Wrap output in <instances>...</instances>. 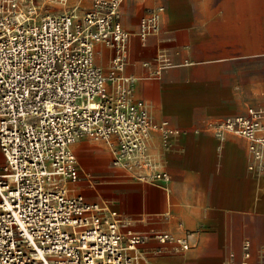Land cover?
Wrapping results in <instances>:
<instances>
[{"label":"built area","instance_id":"built-area-1","mask_svg":"<svg viewBox=\"0 0 264 264\" xmlns=\"http://www.w3.org/2000/svg\"><path fill=\"white\" fill-rule=\"evenodd\" d=\"M81 1L0 0V264H153L143 250L151 239L162 245L157 254L195 247L192 233H132L109 205L90 203L71 187L83 178L73 148L81 140L104 142L113 166L132 179L169 183L154 137L166 153L189 133L155 121L136 97L124 0H92L89 9ZM165 11L163 4L147 10L141 40L160 33ZM99 45L113 51L107 70L96 63ZM157 60L158 75L169 63ZM263 116L249 107L247 116L206 125L220 141L247 138L250 169L260 175ZM251 247L244 240L241 264H249Z\"/></svg>","mask_w":264,"mask_h":264},{"label":"crops","instance_id":"crops-1","mask_svg":"<svg viewBox=\"0 0 264 264\" xmlns=\"http://www.w3.org/2000/svg\"><path fill=\"white\" fill-rule=\"evenodd\" d=\"M81 2L91 7L92 0ZM161 4L160 33L141 40V18ZM121 12L132 34L127 73L138 78L136 97L155 121L189 133L175 137L166 153L154 137L169 183L132 179L113 166L104 142L81 140L73 148L83 178L71 187L90 203L109 205L132 233L193 234L195 247L180 254H157L162 245L151 239L143 250L153 264H241L246 239L249 264H264V174L250 169L247 138L220 141L206 127L247 116L249 107L264 111V0H124ZM112 56L97 46L99 66L107 70ZM160 56L169 66L157 75Z\"/></svg>","mask_w":264,"mask_h":264}]
</instances>
